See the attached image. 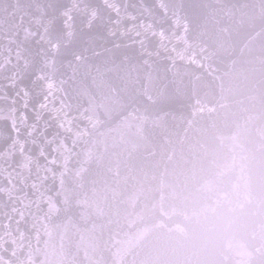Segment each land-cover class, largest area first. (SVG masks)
Returning a JSON list of instances; mask_svg holds the SVG:
<instances>
[{
	"label": "water",
	"instance_id": "1",
	"mask_svg": "<svg viewBox=\"0 0 264 264\" xmlns=\"http://www.w3.org/2000/svg\"><path fill=\"white\" fill-rule=\"evenodd\" d=\"M0 264H264V0H0Z\"/></svg>",
	"mask_w": 264,
	"mask_h": 264
}]
</instances>
